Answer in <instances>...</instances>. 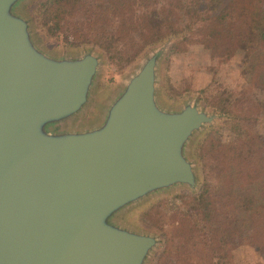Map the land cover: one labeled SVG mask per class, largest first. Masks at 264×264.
Here are the masks:
<instances>
[{"label": "water", "instance_id": "1", "mask_svg": "<svg viewBox=\"0 0 264 264\" xmlns=\"http://www.w3.org/2000/svg\"><path fill=\"white\" fill-rule=\"evenodd\" d=\"M28 1L0 0V264H148L162 238L124 214L179 187L201 190L191 144L221 116L197 100L164 104L165 45L83 124L102 56L45 49Z\"/></svg>", "mask_w": 264, "mask_h": 264}, {"label": "trees", "instance_id": "2", "mask_svg": "<svg viewBox=\"0 0 264 264\" xmlns=\"http://www.w3.org/2000/svg\"><path fill=\"white\" fill-rule=\"evenodd\" d=\"M213 1L217 12L201 19L203 24L198 27L205 35L207 48L221 61L242 54L250 89L264 94V7L258 0ZM156 2L48 0L40 14L49 36L55 39H59L60 32L67 33L71 24L70 33L77 43L94 44L107 53L120 45V55L127 57L129 50H136L134 56H138L148 46L179 32L176 21L185 20L179 12L184 17L191 11L199 14L200 2L177 0L174 7L179 12L150 9ZM140 7L143 13H137ZM78 15H84L85 20L75 24ZM243 103L248 111L259 107L252 97ZM218 106L226 119L206 134L196 152L205 175L200 192L195 196L179 195L180 206L170 208L167 201L142 215L144 221L157 225L165 234L158 264H232L229 244L241 237L264 250V210L259 211L249 191L253 185L264 184V135L251 126L250 114L240 115ZM165 222H169L167 229Z\"/></svg>", "mask_w": 264, "mask_h": 264}, {"label": "rangeland", "instance_id": "3", "mask_svg": "<svg viewBox=\"0 0 264 264\" xmlns=\"http://www.w3.org/2000/svg\"><path fill=\"white\" fill-rule=\"evenodd\" d=\"M47 1L30 0L23 8L25 15L31 22L36 40L45 49L58 55H75L93 50L102 56L103 64L99 73L93 103L82 117L83 124H93L99 121L108 101L140 68L149 53L156 48L167 45L168 48L162 57L160 68V92L164 104L170 107H178L187 101L197 100L203 109L221 116L213 126L201 131L191 144L190 152L193 159L197 161L201 185L205 181V175L196 152H198L200 145L204 143L206 134L210 130L221 126L226 119L218 105L221 104L224 108H231L236 114L243 115L245 113L247 116L250 114L252 116L251 126L264 135V94L258 91L253 93L250 89L249 81L244 74L243 55L240 53L235 54L230 59L221 61L218 56L212 53L211 49L207 48V44L204 42L205 35L202 31H198V27L203 24L201 19L212 17L217 12L215 1L192 0L195 3L200 2V6L197 7L199 14L191 11L190 15L184 17L183 13L174 7L177 0H158L150 9L158 12L173 9L179 12L178 16L185 18V20L176 21L179 32L170 34L161 41L148 46L138 56H134L136 50H129L130 55L127 57L120 55V51L123 50L120 45L117 46L116 50L107 53L97 45L77 43L73 34L70 33L73 28L71 24L66 29V31L68 30L67 33L60 32L59 39L49 36L43 25V17L40 14L42 5ZM258 4L264 7V0H258ZM143 12L142 7L137 10V13ZM79 16V19L74 18L73 22L75 24L85 20L84 15ZM77 20L79 22H76ZM247 97L255 98L259 107L254 106L249 108L251 110L248 111L243 103V100ZM242 111H247V113ZM227 133H230V130ZM249 191L256 199L259 211H263L264 184L253 185ZM199 192L196 193L189 188L179 187L154 195L125 212L124 217L128 224L162 238L161 246L153 254L148 264H158L166 239L164 232L157 225L142 219L143 213L153 206L167 201H169L170 208H174V205L180 206L179 195L195 196ZM249 216L250 213H247L246 228ZM163 225L165 229L169 228V222H165ZM229 250L232 264H264V250L252 246L246 238L241 237L232 240L229 244Z\"/></svg>", "mask_w": 264, "mask_h": 264}]
</instances>
